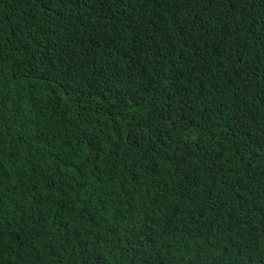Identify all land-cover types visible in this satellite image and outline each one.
Wrapping results in <instances>:
<instances>
[{"label": "trees", "instance_id": "obj_1", "mask_svg": "<svg viewBox=\"0 0 264 264\" xmlns=\"http://www.w3.org/2000/svg\"><path fill=\"white\" fill-rule=\"evenodd\" d=\"M0 264H264V0H0Z\"/></svg>", "mask_w": 264, "mask_h": 264}]
</instances>
